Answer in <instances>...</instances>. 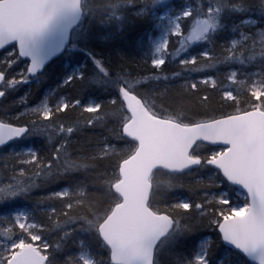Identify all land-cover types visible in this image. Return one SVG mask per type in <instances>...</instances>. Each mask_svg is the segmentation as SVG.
<instances>
[{
	"label": "snow or ice",
	"instance_id": "obj_1",
	"mask_svg": "<svg viewBox=\"0 0 264 264\" xmlns=\"http://www.w3.org/2000/svg\"><path fill=\"white\" fill-rule=\"evenodd\" d=\"M0 264H264V0H0Z\"/></svg>",
	"mask_w": 264,
	"mask_h": 264
},
{
	"label": "trees",
	"instance_id": "obj_2",
	"mask_svg": "<svg viewBox=\"0 0 264 264\" xmlns=\"http://www.w3.org/2000/svg\"><path fill=\"white\" fill-rule=\"evenodd\" d=\"M40 91H43V89H40ZM37 94H39V92H37Z\"/></svg>",
	"mask_w": 264,
	"mask_h": 264
}]
</instances>
